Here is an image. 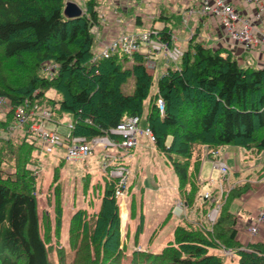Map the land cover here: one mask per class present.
Returning <instances> with one entry per match:
<instances>
[{
    "label": "trees",
    "instance_id": "trees-1",
    "mask_svg": "<svg viewBox=\"0 0 264 264\" xmlns=\"http://www.w3.org/2000/svg\"><path fill=\"white\" fill-rule=\"evenodd\" d=\"M68 1L0 0V97L12 108L0 127L8 130L16 120L14 108L28 100L51 108L56 121L70 116L72 135L90 140L110 134L122 139L110 129L130 116L141 120L153 74L139 52L130 58L117 51L93 60V28L100 21L101 0H86V10L74 17L64 13ZM159 17L170 22L182 19L165 9ZM158 35L172 44L169 26ZM47 61L55 64V73L47 71ZM129 76L135 86L132 93H125L122 84ZM50 90L54 96L47 94ZM145 119L157 151L176 175L178 197L194 209L206 156L216 158L226 144L257 154L264 151V66H244L227 47L207 46L193 35L178 65L159 77ZM29 122L19 139L0 136V264H264V240L252 237L243 243L237 227L240 211H247L244 196L254 190L249 178L225 187L211 227L183 217L159 250L141 248L144 201L142 195L137 211L133 196L130 215H139L130 251V231L123 234L115 194L118 179L107 170L92 183L87 172L82 177L87 206L70 215L67 242H63V186L58 180L67 159L62 157L53 167L54 220L47 211L40 216L37 144L29 140ZM259 172L264 176V164ZM215 204L203 197L201 207L206 213ZM171 216L172 209L148 243ZM222 249L231 255L220 254Z\"/></svg>",
    "mask_w": 264,
    "mask_h": 264
},
{
    "label": "rangeland",
    "instance_id": "rangeland-1",
    "mask_svg": "<svg viewBox=\"0 0 264 264\" xmlns=\"http://www.w3.org/2000/svg\"><path fill=\"white\" fill-rule=\"evenodd\" d=\"M76 2L83 11L86 10V0H69ZM68 1V2H69ZM109 2V0H101L99 4V10L102 8L103 3ZM111 1V0H110ZM145 3V2H144ZM141 0H132V6L131 7H125L128 9L129 13H135L138 6L141 4L143 5V11L146 9V5H144ZM108 4V3H106ZM125 6L126 3L124 4ZM119 7V5H118ZM120 8V7H119ZM124 8V9H125ZM121 9V8H120ZM167 10L166 8H157L154 12H150L157 18V16L163 11ZM168 11V10H167ZM158 14V15H157ZM180 14V13H179ZM105 16L107 17L106 13ZM105 16L104 19L105 20ZM181 16V14H180ZM101 18V15H100ZM108 18V17H107ZM149 30V29H147ZM94 34H96L95 28H93ZM96 45V46H95ZM98 45V39L95 35V40L93 44L94 51H96ZM181 59L177 63H174V67L178 65ZM46 69L50 74H53L56 72V68L54 69L55 65L52 63V61H47ZM149 68V67H148ZM149 70L153 74L154 83L150 90L149 97L144 101V114L141 117V120L139 122V128H144L146 125V119H145V113L147 111L149 98L152 94H154L157 91V81L159 77L163 74L160 65L155 68H149ZM135 86V80L133 76H129L128 80L122 84V90L125 93H132ZM49 96H54L55 92L54 90H50L47 93ZM5 99V97H0V100ZM43 105V104H42ZM45 106V105H44ZM10 107V108H9ZM17 108V107H16ZM16 108H14V113L16 116V120L9 125L8 130H3L0 127V136L2 137H13L14 139H19L24 135V126L26 123H28V131L30 133V125L33 122V120H28L27 122L20 121L19 117L16 115ZM12 110L11 106H2L0 108V120L6 118V114ZM72 118L68 115H65L63 118H60L59 121L53 120L46 122L47 127L52 128L55 127L58 132L60 133H67L69 132L68 125L72 122ZM147 126V125H146ZM30 137V134H29ZM138 142L137 145L129 150L124 149H118V150H124L127 154L128 164L130 165L131 173L129 174V189L125 191L124 196L118 197V201L120 203V208L124 204L129 205L131 203V199L134 196L135 201L137 204V211L139 207V199L143 195V209L146 214L145 219V225L144 229L145 231L142 234L141 237V248H146V243L148 240V237L150 234H152V230L163 221L167 213L170 209H172V216L168 219V222L160 229L163 231L162 235L156 236V239L159 241H162L163 245L165 239L171 235V230L173 229L174 220L176 221L180 220L183 217H188L194 221H200V225L206 224L207 226L211 227L214 222H211L207 216L209 211L215 207V205H219V209L221 206V203H223L224 199L222 198L224 195L220 190V187L216 185L220 180V174L218 169L213 168L212 162L209 160L212 158L205 157L203 159V167L201 170V174H199V191H198V198L197 203L193 208H189L186 206V204L179 198L177 200V196L179 195L176 189V177L173 169H171L168 164L166 163L165 158L157 153L154 148L153 141L149 139L147 135L138 133ZM30 139V138H29ZM36 147L34 150V156L38 157V173L40 177L39 181V190H38V200H39V214L40 216L43 214L44 211H47L51 214L52 220H54L55 211H54V203L50 200L53 199V191H54V184H52L53 180V167L58 164L59 159H61L62 155L65 156V147L64 146H50L46 147L41 140H36ZM117 150L116 148H107L103 149L100 146L95 148V151L93 154H90L84 159L80 160H66L64 162V165L61 170V174L59 175V180L63 186V207H64V215H63V225H62V239L63 242H67V236H68V224L70 215L73 213L74 210H76L79 206H87V197L84 196V191L82 189V177L87 171L91 173V182L93 178H96L97 175L100 174V168L101 163L104 160V154L105 153H111ZM238 152V156H240V166L236 167V169H239V174H237V171H234L235 167V160L236 157L229 156L227 157L225 154L227 151L231 152ZM214 151V150H213ZM131 152V156H130ZM207 152V148L205 150V153ZM217 157L220 159H228L227 163L229 166V174L225 181L222 183L223 191L225 187H232L235 183L243 182L247 178H249L250 182L254 185V191H259L258 193L264 194V176H259V171L262 169L264 164V151L261 153H252L250 150H247L242 147H238L235 145L226 144L223 145L218 149ZM207 155V154H206ZM222 155V156H219ZM236 155V154H235ZM61 157V158H59ZM215 159V158H213ZM225 159V160H226ZM30 168H36L34 164L29 165ZM212 176L214 179H216V182L214 184H209L208 179ZM94 181V180H93ZM93 183V182H92ZM142 186L143 192L141 193L139 188ZM159 186H162L159 188ZM92 185L89 188V191L91 190ZM218 190L217 193H215L216 204L211 207L208 212L205 213L202 209V202L205 192L207 191H214ZM177 194V195H176ZM85 197V200H82ZM95 202L96 205L98 202V196H95ZM177 201V202H176ZM81 204V205H80ZM122 205V206H121ZM146 206V207H145ZM124 210V209H123ZM173 213L175 215H173ZM243 213V214H242ZM247 211L242 210L240 215V221L242 223L237 224V227L240 232L244 231V225L247 223H250L252 220V217L249 219L248 216H245ZM138 212L137 214L132 217L129 215V233H130V242L128 244L129 250L133 249V234L134 230L138 221ZM216 220V219H215ZM177 221V222H178ZM264 223V222H263ZM261 223L259 225L262 226ZM123 234L124 230H126L125 226L122 225ZM259 233V232H258ZM258 233L256 234H250L252 237H259ZM220 254L225 255H231L227 252L226 249L219 250ZM229 260V257L225 258V261L227 262ZM235 263L237 262L236 259H234Z\"/></svg>",
    "mask_w": 264,
    "mask_h": 264
},
{
    "label": "built area",
    "instance_id": "built-area-1",
    "mask_svg": "<svg viewBox=\"0 0 264 264\" xmlns=\"http://www.w3.org/2000/svg\"><path fill=\"white\" fill-rule=\"evenodd\" d=\"M246 4H255L257 8L256 16L260 17L264 11L263 0H242ZM199 12L202 15H213L221 24L224 30V35L228 37L232 43L238 44L243 49L264 44V30L256 26L251 17L243 16L235 7L232 0H200V8L197 10L188 8L183 14V22L188 23L190 16L194 12ZM104 19V16H102ZM157 29H149L142 32L125 31L117 36L102 41L96 48L93 60L101 57H109L117 51H122L132 58L134 53H142L145 57V63L150 68L156 67V53H163L172 63H177L184 54V44H170L168 41L159 37ZM172 39L174 36L172 35ZM55 65V64H54ZM176 67V66H175ZM167 72V69L163 72ZM160 110H163V99H158ZM7 106L5 99L0 100V108ZM10 108V107H9ZM16 115L20 121L27 122L33 120L30 125V141L36 142L41 140L46 147H54L57 145L65 147V157L68 160L84 159L90 154H93L95 148L100 146L103 149L116 148L117 150H129L137 145L138 133L147 135L151 141L155 140L152 129L147 125L144 128H139L140 119L138 116H130L117 127L111 128L110 132L119 134L122 139H118L110 134L98 135L90 140L84 136L72 135L73 123L68 125L69 132L60 133L55 127H47L46 122L53 121V112L51 108L44 106L38 102H28L25 105H19L16 108ZM115 152V151H114ZM127 154L122 153L108 154L104 156L102 162L103 171L109 170L110 175L118 179L115 189L117 197H122L125 191L129 188L130 167L125 163L124 159ZM120 161V162H117ZM213 168L218 169L220 180L218 186L223 193L222 183L229 174V166L225 159L215 158L211 160ZM209 184H214L216 179L212 176L208 179ZM218 191V190H217ZM204 198L215 201L216 196L213 191H207ZM219 211V205H215L207 218L214 222ZM264 222V204L261 210L256 214L253 223L249 226L250 234L259 232V225ZM228 253H231L227 250Z\"/></svg>",
    "mask_w": 264,
    "mask_h": 264
},
{
    "label": "crops",
    "instance_id": "crops-1",
    "mask_svg": "<svg viewBox=\"0 0 264 264\" xmlns=\"http://www.w3.org/2000/svg\"><path fill=\"white\" fill-rule=\"evenodd\" d=\"M232 1L235 7L237 8V10L243 16L251 17L254 24L260 27V29L264 30V11L262 12L261 16L258 17L255 15L257 12V8L255 4L253 3L246 4L242 0H232ZM141 2L143 3L145 2L144 5H146V9H144L143 11L142 10L143 5L141 4V6L140 5L138 6L135 13L134 12L129 13L128 9L125 8V7L132 6V0H111V1L109 0V2L106 1V3L108 4L103 3L102 8L100 9V15L105 16V13H106L108 18L105 16V20H103L101 17L99 23L94 27L96 31L95 35L98 39L97 48L99 47L102 41L111 39L117 36L118 34H120L121 32H125V31L142 32L147 29L162 30L163 28H165V26H169L172 29V35L174 36V39H172V44H184V46L186 47L189 39L193 35H196L197 40H201L207 46L227 47L228 49L232 51V53L238 59V61L244 66L246 65H251L253 67L264 66V44L251 47L250 49H243V47H241L240 45L232 43V41L224 35V30L221 27L220 22L213 15H202L201 13L196 11L190 16L188 23H184L183 19L172 18V21L170 22L164 19H160L159 17L160 14L159 15L157 14L158 16L157 18H155V16L150 13L152 11L154 12L157 8L167 7V10H168V11L166 10L167 14L172 15V14L180 13L181 18H183V14L186 12V10L189 7L195 10L200 8V0H141ZM125 3L127 6L124 5ZM118 5L121 9L118 7ZM155 58H156L157 66L160 65L162 72H164L168 67H174L175 65L174 63L170 62V60L163 53H156ZM154 148H155V151L159 153L155 145H154ZM118 152L122 153V155L126 153L124 150H115V152L105 153L104 156L108 154H117ZM238 152L239 150H237L236 152L227 151L225 153L227 154L226 155L227 157L233 156V154H234V157H236L234 171H237V174H239V169H236V167L239 166V168H241L240 162L238 161L240 160V156L237 155ZM131 155L132 154L130 152V156ZM219 156H222V155H219ZM61 157H65V156L62 155ZM209 160L211 161V159ZM124 161L126 164H128L129 160L126 158L124 159ZM226 161H228V159H226ZM117 162H120V161H117ZM168 166L172 169L171 165L168 164ZM202 167H201V170H202ZM102 173H103V169L101 166L100 174L97 175L96 178H93L94 181L92 180V182H95L96 180H98L101 177ZM200 174H201V171H200ZM175 184H176V189H177V178H176ZM218 184L219 182L216 185ZM161 187L162 186H159V188ZM139 190L140 191L142 190V186L139 188ZM258 192L259 191L257 190L255 191L253 190V191L248 192L244 196L245 201L243 203V206L245 209H247V213L245 214V216H248L249 219L252 217V220L250 221V223H247L246 225H244V231L240 232L241 230H239L238 228L239 237L241 240H243V243H247L249 240L253 239L249 233L248 228L253 223L256 214L259 212V210H261L264 204V194H261ZM82 200H85V197ZM98 200L100 201V198H98ZM177 200H179L178 196H177ZM97 205H99V202L97 203ZM143 212H144V215H146L144 209H143ZM129 215H130L129 205L125 203L124 208L123 206L121 207L122 225L125 226L126 228V230H124V233L129 231V227H127L129 223V220H128ZM173 215L175 214L173 213ZM145 219H146V216H145ZM177 221L176 223H175V220L173 221L174 227L176 226ZM238 222L242 223L240 221V217H238ZM174 227L171 230V235H169V237L165 239L166 241L172 238ZM162 234H163V231L160 230L157 236L158 235L160 236ZM258 235H259V237L257 236L258 239L264 240V223L262 224V226H260ZM141 237H140V241H141ZM149 237H148V240H149ZM148 240L146 243V248H150L153 250H159L163 246L162 241H159L158 239H156V237L151 243H148Z\"/></svg>",
    "mask_w": 264,
    "mask_h": 264
},
{
    "label": "water",
    "instance_id": "water-1",
    "mask_svg": "<svg viewBox=\"0 0 264 264\" xmlns=\"http://www.w3.org/2000/svg\"><path fill=\"white\" fill-rule=\"evenodd\" d=\"M82 12H83L82 8L74 1L67 2L65 9H64V13L68 17H74V16L81 15Z\"/></svg>",
    "mask_w": 264,
    "mask_h": 264
},
{
    "label": "bare ground",
    "instance_id": "bare-ground-1",
    "mask_svg": "<svg viewBox=\"0 0 264 264\" xmlns=\"http://www.w3.org/2000/svg\"><path fill=\"white\" fill-rule=\"evenodd\" d=\"M96 46V45H95ZM245 51V50H244ZM179 67V66H178ZM59 158H61V157H59ZM146 207V206H145ZM146 216V215H145ZM144 235V234H143ZM240 242V241H239Z\"/></svg>",
    "mask_w": 264,
    "mask_h": 264
}]
</instances>
